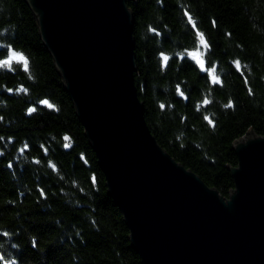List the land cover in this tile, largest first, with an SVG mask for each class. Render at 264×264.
Wrapping results in <instances>:
<instances>
[{"label": "trees", "instance_id": "16d2710c", "mask_svg": "<svg viewBox=\"0 0 264 264\" xmlns=\"http://www.w3.org/2000/svg\"><path fill=\"white\" fill-rule=\"evenodd\" d=\"M128 7L134 79L152 135L228 197L235 141L264 136V0H129ZM201 33L205 70L186 54ZM13 50L29 68H0V251L19 264H143L36 16L25 0H0V60Z\"/></svg>", "mask_w": 264, "mask_h": 264}, {"label": "water", "instance_id": "95a60500", "mask_svg": "<svg viewBox=\"0 0 264 264\" xmlns=\"http://www.w3.org/2000/svg\"><path fill=\"white\" fill-rule=\"evenodd\" d=\"M129 0H25L143 264H264V136L235 141L224 197L165 151L134 79Z\"/></svg>", "mask_w": 264, "mask_h": 264}, {"label": "snow or ice", "instance_id": "6c2138e0", "mask_svg": "<svg viewBox=\"0 0 264 264\" xmlns=\"http://www.w3.org/2000/svg\"><path fill=\"white\" fill-rule=\"evenodd\" d=\"M199 39H200L201 45H203L205 48H207L208 47L207 41L205 40V37H204V35L202 33L200 34ZM191 56L194 59L197 60V62L199 63V66H200L201 69L205 68V64H204L202 53L193 52V53H191ZM167 60H168V58L164 57V61L167 62ZM13 61L22 62L23 66H24V69L26 71L28 70V68H29L28 58L25 55H23L22 53L15 52V51H11L9 59L0 60V66H3L4 64H8L9 68H10L12 63H13ZM236 66H237V68L240 67L239 61L236 62ZM211 76H212L213 82H216V83L219 82V76L217 75L215 68L211 69ZM21 91H27V90L26 89H21ZM180 95L183 96V92H180ZM42 103L44 105H46L48 108H50V109L51 108H55V105L50 103L48 100H44V101H42ZM205 103H208V101L206 100ZM29 111L33 112V111H35V109H30ZM210 123H211V121H210ZM65 140L66 141H70V138L69 137H65ZM69 146H70V143L69 144H65V147H69ZM53 167H54V165H53Z\"/></svg>", "mask_w": 264, "mask_h": 264}, {"label": "clouds", "instance_id": "9594fccd", "mask_svg": "<svg viewBox=\"0 0 264 264\" xmlns=\"http://www.w3.org/2000/svg\"><path fill=\"white\" fill-rule=\"evenodd\" d=\"M8 47H11L10 45ZM15 52L22 53L25 55L22 50H13ZM8 57L3 58L2 60H7ZM22 68H24L23 64L21 65ZM0 68L8 69L9 65L4 64L3 66H0ZM0 264H19V261L16 258L13 257H6L2 251H0Z\"/></svg>", "mask_w": 264, "mask_h": 264}, {"label": "rangeland", "instance_id": "374dc122", "mask_svg": "<svg viewBox=\"0 0 264 264\" xmlns=\"http://www.w3.org/2000/svg\"><path fill=\"white\" fill-rule=\"evenodd\" d=\"M199 42H200V39H199ZM208 45V44H207ZM206 51H207V48H205L203 45H201V43H199V45L196 47L195 50H192V51H188L186 52L187 56H189L191 59H193L198 65L199 63L197 62L196 59H194L192 56H191V53L193 52H200L202 53V56H203V60L205 59V55H206ZM13 62H17V61H13ZM13 64V63H12ZM205 70V68H204ZM209 73L211 74V70H209Z\"/></svg>", "mask_w": 264, "mask_h": 264}, {"label": "bare ground", "instance_id": "6f19581e", "mask_svg": "<svg viewBox=\"0 0 264 264\" xmlns=\"http://www.w3.org/2000/svg\"><path fill=\"white\" fill-rule=\"evenodd\" d=\"M202 180V179H201Z\"/></svg>", "mask_w": 264, "mask_h": 264}]
</instances>
